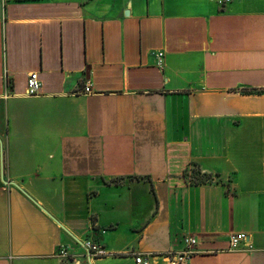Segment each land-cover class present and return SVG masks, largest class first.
I'll return each mask as SVG.
<instances>
[{
  "label": "crops",
  "instance_id": "crops-1",
  "mask_svg": "<svg viewBox=\"0 0 264 264\" xmlns=\"http://www.w3.org/2000/svg\"><path fill=\"white\" fill-rule=\"evenodd\" d=\"M188 237L190 264H264V0H0V264Z\"/></svg>",
  "mask_w": 264,
  "mask_h": 264
},
{
  "label": "built area",
  "instance_id": "built-area-1",
  "mask_svg": "<svg viewBox=\"0 0 264 264\" xmlns=\"http://www.w3.org/2000/svg\"><path fill=\"white\" fill-rule=\"evenodd\" d=\"M218 5L224 6L229 0H213ZM163 53L159 52L156 56L157 66L163 65ZM40 82L37 73H30L27 78L26 94L28 96H37L40 94ZM84 93H91L89 86L84 88ZM247 239V235L242 232L231 233L228 237L229 249L234 250L238 248ZM84 246L89 250L93 257H100L104 254L103 248L98 244L87 241ZM198 253L197 240L195 237L185 238L183 241V248L179 251H168L163 254L152 253H136L134 254L135 264H152L157 258L163 259L167 264H190L193 256ZM57 257L61 260L70 258L69 251L61 246L57 249Z\"/></svg>",
  "mask_w": 264,
  "mask_h": 264
},
{
  "label": "trees",
  "instance_id": "trees-1",
  "mask_svg": "<svg viewBox=\"0 0 264 264\" xmlns=\"http://www.w3.org/2000/svg\"><path fill=\"white\" fill-rule=\"evenodd\" d=\"M192 181L191 183L198 185V184H205L209 181V177L206 175L200 174V172L197 170V172L192 171L191 175Z\"/></svg>",
  "mask_w": 264,
  "mask_h": 264
},
{
  "label": "water",
  "instance_id": "water-1",
  "mask_svg": "<svg viewBox=\"0 0 264 264\" xmlns=\"http://www.w3.org/2000/svg\"><path fill=\"white\" fill-rule=\"evenodd\" d=\"M2 182L3 183H6L4 180H2ZM10 184H12V185H14L15 187H18V186H16L15 184H13V183H10ZM23 192V191H22ZM24 193V192H23ZM25 194V193H24ZM26 195V194H25ZM27 196V195H26ZM28 198H29V196H27ZM30 199V198H29ZM38 208L39 209H41L42 211H44L46 214H47V212L43 209V208H41L40 206H38ZM47 215H49V214H47ZM49 217L57 224V225H59L63 230H65V228L57 221V220H55L53 217H51L50 215H49ZM66 231V230H65ZM75 239V238H74ZM76 242H78L79 244H81L82 245V243L80 242V241H78V240H75ZM83 248H84V250L86 251V253L87 254H90L89 253V250L85 247V246H83Z\"/></svg>",
  "mask_w": 264,
  "mask_h": 264
},
{
  "label": "rangeland",
  "instance_id": "rangeland-1",
  "mask_svg": "<svg viewBox=\"0 0 264 264\" xmlns=\"http://www.w3.org/2000/svg\"><path fill=\"white\" fill-rule=\"evenodd\" d=\"M192 171H193V172H197V168H196V167H191L190 175H192Z\"/></svg>",
  "mask_w": 264,
  "mask_h": 264
}]
</instances>
